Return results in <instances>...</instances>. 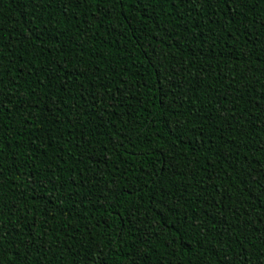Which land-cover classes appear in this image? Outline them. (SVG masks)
I'll list each match as a JSON object with an SVG mask.
<instances>
[{
    "label": "trees",
    "instance_id": "obj_1",
    "mask_svg": "<svg viewBox=\"0 0 264 264\" xmlns=\"http://www.w3.org/2000/svg\"><path fill=\"white\" fill-rule=\"evenodd\" d=\"M0 28L25 103L0 131L2 264H95L116 240L108 264H130L153 224L137 264L264 250V0H0ZM191 219L203 230L181 239Z\"/></svg>",
    "mask_w": 264,
    "mask_h": 264
},
{
    "label": "snow or ice",
    "instance_id": "obj_2",
    "mask_svg": "<svg viewBox=\"0 0 264 264\" xmlns=\"http://www.w3.org/2000/svg\"><path fill=\"white\" fill-rule=\"evenodd\" d=\"M31 2L36 4L37 7L39 6V0H31ZM75 2L77 4H79L81 2L87 4L90 2V0H75ZM112 2L113 3H117V2L123 3L124 0H112ZM170 2L175 4L176 0H170ZM186 2H191V0H180V3H186ZM208 2H211V0H208ZM217 2H223L226 6L231 7L232 5H236V4H239V5L246 4L249 2V0H217ZM71 3H73V0H64V6L65 7H67V5L71 4ZM94 3L95 4H101V5L107 4L108 0H94ZM4 31L5 30L3 28H0V45L3 44V33H4ZM20 58H22V57H20ZM5 59H6V56L4 54H0V131H2L4 128L3 121L5 119L14 123L13 117L11 115L6 114V110H7V113L11 112V109L8 108V105L13 103V97L16 100V104L19 106L17 108L18 111L25 107L24 100L21 97L16 96V94H15V92H13L12 88H8V93H10L11 95L6 94V92H5L4 76H5V74H9V75L11 74L10 70L5 69V65L3 63V61ZM67 62L71 63V60L69 59ZM9 63H15V61H10ZM61 68H63V64H61ZM69 71H72V70L69 69ZM81 74H83V73H81ZM73 75H77V73L73 72ZM46 79H51V74H49V76L46 77ZM13 83H15L14 80H13ZM68 84H69V81H65V87H64L65 92L68 91ZM62 99H63L62 97H53L52 98V106L56 111L62 110L63 107H67L66 103H63V104L61 103ZM93 102L96 103L97 105L100 103V101L97 100L95 95L93 96ZM14 106H16V105H14ZM33 107H38V104H32V105L28 106V108H27L28 115H31V109ZM73 111H75V107L73 108ZM25 123L26 124L30 123V121H28L25 118ZM162 165L165 168L169 167L168 160L167 159L163 160ZM149 176H151V173H149ZM155 180H156V177H152V179L148 181V184L155 183ZM177 191H179V189H177ZM155 195L158 197V199H156V204H159L161 206V208H163L166 211H171V212L178 211V209H172L170 207L169 198L173 195V193H172V191H167L166 193L164 192L163 182H161L160 191H157L155 193ZM127 211H128V215H127L126 219L130 225L135 227L137 225V222L142 219L138 215L139 209L136 205H132ZM262 222H264V221H262ZM203 226H204L203 221H198L197 219H191V220H187L186 223L184 225H181L180 228H176V231H177V233H180L181 228L184 229L183 234L180 236V238L183 239V236H187L189 231H191L195 235V233L198 230H203ZM155 229H156L155 224H153L151 226L149 231L144 232V233H142L140 231V229H137L138 235H142L143 239L140 240L139 244L137 245V247L134 250L129 249V255L133 257L130 264H137V258H139L141 261H143V259H144L143 245L148 243L150 237H152L154 235H159V233L157 231H155ZM118 235L123 237L125 235V233L121 230L118 233ZM121 243H122L121 240H116V241H114L113 244L107 245L105 249H101L100 252L98 253L97 257L95 258V264H108L111 249L113 247L120 246ZM125 243H126V241H125ZM94 247L99 248V245L96 244ZM169 247H171L170 244H169ZM224 251L226 253V248L224 249ZM243 251H244V255L246 256L245 264H253V261H255V264H264V250H260L259 252H257L255 249H253V251L251 253H248L246 250H243ZM27 254H30V253H26V255ZM217 254L219 255L220 253L218 252ZM3 255H4V252L2 249H0V258H2ZM0 264H2V259H0ZM219 264H236V261H235V259L229 261L227 256L225 255L224 258L219 262Z\"/></svg>",
    "mask_w": 264,
    "mask_h": 264
}]
</instances>
